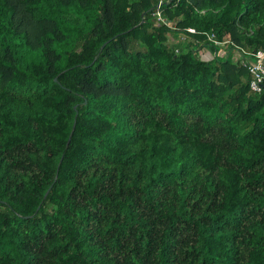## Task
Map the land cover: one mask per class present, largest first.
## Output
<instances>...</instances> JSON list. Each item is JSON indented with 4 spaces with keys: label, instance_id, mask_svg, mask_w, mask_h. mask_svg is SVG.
Listing matches in <instances>:
<instances>
[{
    "label": "trees",
    "instance_id": "1",
    "mask_svg": "<svg viewBox=\"0 0 264 264\" xmlns=\"http://www.w3.org/2000/svg\"><path fill=\"white\" fill-rule=\"evenodd\" d=\"M158 1L0 0V264H264V88L193 49L264 0Z\"/></svg>",
    "mask_w": 264,
    "mask_h": 264
},
{
    "label": "built area",
    "instance_id": "2",
    "mask_svg": "<svg viewBox=\"0 0 264 264\" xmlns=\"http://www.w3.org/2000/svg\"><path fill=\"white\" fill-rule=\"evenodd\" d=\"M164 0H159L156 9L153 12L154 17L158 21L165 22L162 17L161 5ZM190 33H195L192 28L186 29ZM207 42L211 43L216 49L210 45H202L199 40H194V44L198 46L193 49L196 51L203 50L209 47L213 51V57L218 56L221 58H227L230 56L233 61L237 62L240 66L247 69L250 80L249 89L253 93H260L264 88V51L256 50L251 51L244 47L237 45L234 41L224 38L223 40H218L213 33H204ZM186 35H181V40H185Z\"/></svg>",
    "mask_w": 264,
    "mask_h": 264
},
{
    "label": "rangeland",
    "instance_id": "3",
    "mask_svg": "<svg viewBox=\"0 0 264 264\" xmlns=\"http://www.w3.org/2000/svg\"><path fill=\"white\" fill-rule=\"evenodd\" d=\"M170 27H173V25H170ZM196 55L202 60H210L213 58V51L211 48L206 47L203 50L196 51Z\"/></svg>",
    "mask_w": 264,
    "mask_h": 264
}]
</instances>
